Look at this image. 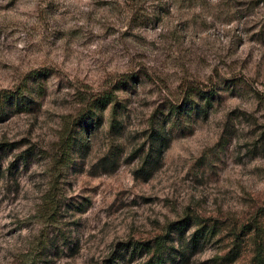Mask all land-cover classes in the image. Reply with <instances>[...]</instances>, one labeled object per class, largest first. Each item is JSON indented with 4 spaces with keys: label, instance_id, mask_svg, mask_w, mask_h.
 Returning a JSON list of instances; mask_svg holds the SVG:
<instances>
[{
    "label": "rangeland",
    "instance_id": "374dc122",
    "mask_svg": "<svg viewBox=\"0 0 264 264\" xmlns=\"http://www.w3.org/2000/svg\"><path fill=\"white\" fill-rule=\"evenodd\" d=\"M159 242L264 264V0H0V264Z\"/></svg>",
    "mask_w": 264,
    "mask_h": 264
},
{
    "label": "trees",
    "instance_id": "16d2710c",
    "mask_svg": "<svg viewBox=\"0 0 264 264\" xmlns=\"http://www.w3.org/2000/svg\"><path fill=\"white\" fill-rule=\"evenodd\" d=\"M108 100H109L108 97H106V98L101 100V103L105 104V103H107ZM193 104H194L193 102H189L188 100H186L185 105L184 104L183 105H179V106H176L174 108H176L177 110H182L183 112L198 111V109L201 108V106L199 104H195V105H193ZM160 133L161 132L157 131V134H160ZM156 139H162L163 140L164 136L161 135V138H156ZM161 247H162V243L159 242L158 243V248H157V250L155 252L156 256L153 258V261H154L153 264H161L160 263V259H161V256L163 255V250H162Z\"/></svg>",
    "mask_w": 264,
    "mask_h": 264
}]
</instances>
